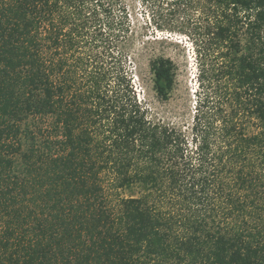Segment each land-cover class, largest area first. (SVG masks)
I'll list each match as a JSON object with an SVG mask.
<instances>
[{"label": "trees", "instance_id": "trees-1", "mask_svg": "<svg viewBox=\"0 0 264 264\" xmlns=\"http://www.w3.org/2000/svg\"><path fill=\"white\" fill-rule=\"evenodd\" d=\"M139 2L155 33L194 12L230 108L149 118L133 79L167 100L176 67L125 0H0V264H264V0Z\"/></svg>", "mask_w": 264, "mask_h": 264}, {"label": "rangeland", "instance_id": "rangeland-1", "mask_svg": "<svg viewBox=\"0 0 264 264\" xmlns=\"http://www.w3.org/2000/svg\"><path fill=\"white\" fill-rule=\"evenodd\" d=\"M125 2L129 6L132 29L135 32L136 50L142 53L147 52L149 56L168 58L176 67L175 82L167 100H161L156 96L151 75L146 69L141 79H133L137 98L147 106L149 118L186 127L191 123L195 108H230L229 102L226 100L224 82L219 81L220 79L215 78L212 83L209 104H205V90L201 87L198 89L197 60L190 42V39L195 36L196 16L194 12L190 9L189 16L183 19H174L170 23L171 31L155 33L142 26L146 14L144 6L140 4L139 0H125ZM245 126L246 134L256 132L254 124L246 122ZM137 191L136 188L118 191L110 189L106 191L107 200L110 206L117 209L121 198L136 197L138 196Z\"/></svg>", "mask_w": 264, "mask_h": 264}]
</instances>
